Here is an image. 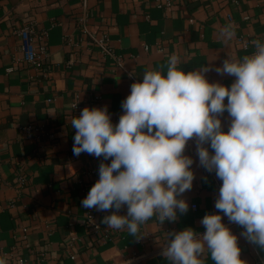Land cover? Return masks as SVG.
I'll return each mask as SVG.
<instances>
[{"label":"crops","instance_id":"0c3cea01","mask_svg":"<svg viewBox=\"0 0 264 264\" xmlns=\"http://www.w3.org/2000/svg\"><path fill=\"white\" fill-rule=\"evenodd\" d=\"M163 2L166 0H162ZM0 0V258L6 264H124L134 256L143 264H171L161 255L168 233L192 228L202 235V218L217 214L215 201L222 181L199 166L195 140L185 155L194 160L193 187L181 198L189 211L175 222L160 224L155 217L141 225L142 238L127 230L107 228L101 221L111 212L85 209L82 200L99 179L103 157L73 154L79 116L75 102L85 107H108L113 124L123 114L122 102L131 84L143 73L163 69L173 54L185 71L210 66V82L230 86L234 77L220 76L215 68L224 59L251 54L253 39L264 41V0ZM89 13L90 30L110 35L124 57L118 65L81 43V18ZM32 22L49 57L38 67L24 62L18 26ZM231 24L235 36L221 33ZM47 34L46 41L41 38ZM88 39V38H86ZM79 43L77 46L69 41ZM249 42V48L243 42ZM101 96V103L92 100ZM227 103V99L225 101ZM224 131L230 118L222 117ZM32 132H28V128ZM55 134L50 140L48 134ZM24 178V181L20 180ZM114 211V210H112ZM126 207L120 210L126 215ZM95 215V227L87 224ZM223 222L239 237L241 258L264 264V249L240 234L244 229ZM202 264H215L210 253Z\"/></svg>","mask_w":264,"mask_h":264},{"label":"clouds","instance_id":"9594fccd","mask_svg":"<svg viewBox=\"0 0 264 264\" xmlns=\"http://www.w3.org/2000/svg\"><path fill=\"white\" fill-rule=\"evenodd\" d=\"M221 35L232 40V25ZM251 46V54L226 58L214 69L235 78L230 86L210 82V66L185 71L173 54L166 74L148 70L142 82L131 84L117 124L107 106L85 107L74 117L73 154L111 161L99 165V179L82 206L111 212L101 222L138 239L144 236L141 225L153 217L160 224L175 222L178 213L189 211L181 197L195 179L194 160L185 155L195 140L199 166L222 181L217 214L202 218V235L192 228L168 233L161 255L171 264H202L206 252L215 264H247L224 217L244 229L240 235L250 244L264 249V41L253 39ZM224 113L230 118L227 131ZM125 207L126 215L119 214ZM0 264L6 260L0 258Z\"/></svg>","mask_w":264,"mask_h":264},{"label":"built area","instance_id":"2783aa9c","mask_svg":"<svg viewBox=\"0 0 264 264\" xmlns=\"http://www.w3.org/2000/svg\"><path fill=\"white\" fill-rule=\"evenodd\" d=\"M160 6L169 7L171 5L170 0L162 1L158 0ZM89 13L87 12L80 21V28L82 35L84 37L81 40V43L69 41L70 45L79 46L84 45L88 50H98L102 58L104 60L110 59L114 63L118 65H122L124 63V57L117 52V50L112 46L111 44V38L110 35L106 32H100L99 35H95L91 30L89 26ZM14 33L18 35L21 38L22 45H21V51L23 53L24 62L28 63L30 66L38 67L42 62L47 60L49 57L48 47L47 44L37 45L35 44V40L38 38L37 32L34 28V24L32 22L27 23L22 26H18ZM43 41H46L47 34L42 35L41 37ZM88 38V39H86ZM244 47L246 49L249 48V42L244 41L243 42ZM101 103V96H97L92 100V106L97 107ZM72 108L75 112H77L79 115L81 111L84 109V106L80 104L79 102H75L72 105ZM32 128H28V132H32ZM48 138L50 140L55 139V134H48ZM20 180L24 181V178H21ZM87 224L91 227H95V215L94 214H88L87 216ZM145 258L142 256H134L131 258H128L125 260L124 264H143ZM20 264H25L24 262H20Z\"/></svg>","mask_w":264,"mask_h":264}]
</instances>
